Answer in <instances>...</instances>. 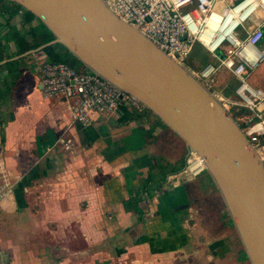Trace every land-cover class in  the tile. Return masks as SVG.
<instances>
[{
    "label": "crops",
    "instance_id": "crops-1",
    "mask_svg": "<svg viewBox=\"0 0 264 264\" xmlns=\"http://www.w3.org/2000/svg\"><path fill=\"white\" fill-rule=\"evenodd\" d=\"M6 8L0 36L10 33L14 51L13 38L38 22L18 13L7 20ZM235 34L246 37L243 27ZM39 62H27L32 70L0 105V160L15 181L0 212V264H249L205 173L165 184L174 173L163 170L187 154L173 133L125 106L91 126L74 123L64 101L42 98ZM63 137L73 153L53 148Z\"/></svg>",
    "mask_w": 264,
    "mask_h": 264
},
{
    "label": "water",
    "instance_id": "water-1",
    "mask_svg": "<svg viewBox=\"0 0 264 264\" xmlns=\"http://www.w3.org/2000/svg\"><path fill=\"white\" fill-rule=\"evenodd\" d=\"M53 35L0 67L60 45L82 67L128 94L202 161L249 264H264V172L237 123L215 94L104 0H5Z\"/></svg>",
    "mask_w": 264,
    "mask_h": 264
},
{
    "label": "built area",
    "instance_id": "built-area-1",
    "mask_svg": "<svg viewBox=\"0 0 264 264\" xmlns=\"http://www.w3.org/2000/svg\"><path fill=\"white\" fill-rule=\"evenodd\" d=\"M223 1L229 6H224L226 10L234 5L232 1L240 5L244 0H104L117 18L134 27L181 66H186L187 57L200 43L199 33L208 19L213 18L214 6ZM17 13L23 14L21 10ZM239 27L245 29L246 37L243 39L235 34ZM263 29L264 18L238 23L233 29L232 40H223L212 51L203 46L215 62L205 65L197 73L192 72L196 79L215 94L225 112L237 123L264 172V90L249 83L250 72L264 61V47L259 49L264 38ZM224 43L229 47L223 56H218L217 51ZM222 70L229 72L238 82L233 98L221 95L215 88L216 76ZM35 73L42 98L64 101L72 121L83 127L111 116L120 106L130 108L135 116H141L147 111L131 96L113 88L94 73L76 71L64 63L45 59L37 64ZM53 148L73 153L75 143L73 139L63 137ZM1 164L0 212L11 201L10 195L15 187V181ZM204 172L203 161L189 150L183 169L167 176L165 184L176 186L182 180L193 179Z\"/></svg>",
    "mask_w": 264,
    "mask_h": 264
},
{
    "label": "trees",
    "instance_id": "trees-1",
    "mask_svg": "<svg viewBox=\"0 0 264 264\" xmlns=\"http://www.w3.org/2000/svg\"><path fill=\"white\" fill-rule=\"evenodd\" d=\"M6 4L8 8L2 9L4 14H7V20L12 18L18 10L22 11V16L25 23H30L31 21H37L38 26L35 28H30L28 33L24 36H16L13 38V46L15 48L14 51H10V46L7 44L8 39L10 37V33H6L4 36H0V62L10 59L12 57L21 55L27 51L32 49L38 48L42 45H45L53 40V35L50 31H48L32 14L28 13L27 11L23 10L19 6L9 3L5 0H0V7L1 5ZM264 31V29H263ZM264 40V38H263ZM39 62L43 59L54 62V63H64L69 67L73 68L76 71H86L82 65L72 56L70 55L62 46L55 45L50 46L42 50L41 52L35 54L34 56H30L24 59H21L17 62L7 63L0 67V105L6 100L7 95H9L12 91V88L15 86L17 81L21 78L22 74L25 72H29L32 70V67L27 64L28 61L31 59H35ZM215 62V61H214ZM79 67V69H78ZM88 72V71H86ZM12 78L10 82L7 81V78ZM234 85L232 86V90L235 89ZM221 95L222 92L220 93ZM224 96V95H223ZM226 97V96H225ZM229 98V97H228ZM148 115L153 116L159 126L161 125L163 128L167 129L159 120L152 115L150 112L146 111L145 114L139 117H146ZM4 129L5 123L0 119V142L1 144L4 143ZM184 163L183 160L180 162V165L176 169H172V171L164 172L162 175H167L170 172L178 173L183 169ZM206 175V173H205ZM164 176V177H165ZM207 176V175H206ZM208 180L210 181L209 177L207 176ZM165 182V181H164ZM211 182V181H210ZM215 190V188H214ZM217 193V191L215 190ZM218 194V193H217ZM135 212L138 213L137 209L133 204H130ZM223 206V204L221 205ZM244 254V252H243ZM245 256V255H244Z\"/></svg>",
    "mask_w": 264,
    "mask_h": 264
},
{
    "label": "rangeland",
    "instance_id": "rangeland-1",
    "mask_svg": "<svg viewBox=\"0 0 264 264\" xmlns=\"http://www.w3.org/2000/svg\"><path fill=\"white\" fill-rule=\"evenodd\" d=\"M234 5L237 4L236 1H232ZM224 1L221 2V4L218 6L219 9H223L225 7L229 8V6L226 4H224ZM225 6V7H224ZM264 6H260L257 9V20L259 19H263L264 18ZM213 18L216 21H220L221 19L216 17V15H213ZM252 22V21H251ZM229 46L224 43L221 45L220 49H222V52L225 53L226 49ZM264 47V43L260 44L259 49L261 50ZM215 59L213 58V56L211 55V53H209L200 43H197L194 50L192 51L191 55L187 57L186 61H185V65L191 69L194 73H197L199 71H201L205 65L209 64V63H214ZM79 69V67H78ZM222 73V74H219ZM216 76V80H217V84H216V80H215V88L217 89V91L219 93L222 92V94L226 97L229 98H233V92L234 89L232 90V86L234 85V87L237 86L238 82L236 80V78L234 76H232L229 72L222 70L221 72H219ZM249 83L255 87H259L261 89L264 90V61L261 62L257 68H255V70L250 72V76H249ZM179 145L182 146L181 141L179 140ZM179 146V147H180ZM183 160V159H182ZM182 160H179L178 165H180V162ZM0 162L2 163L1 165H3L4 169L6 171H9V169L7 168L6 164L0 160ZM184 163V160H183ZM205 173V172H204ZM216 202L213 203L214 206H221L222 205V200L220 199L219 195L217 194L216 196ZM245 264V263H243Z\"/></svg>",
    "mask_w": 264,
    "mask_h": 264
},
{
    "label": "bare ground",
    "instance_id": "bare-ground-1",
    "mask_svg": "<svg viewBox=\"0 0 264 264\" xmlns=\"http://www.w3.org/2000/svg\"><path fill=\"white\" fill-rule=\"evenodd\" d=\"M216 5L213 8V12ZM263 5L264 0H244L240 5L236 4L230 9H226L220 21L209 18L207 24L199 33L200 44L212 51L223 40H232V32L235 26L245 20H249L257 13V9Z\"/></svg>",
    "mask_w": 264,
    "mask_h": 264
}]
</instances>
